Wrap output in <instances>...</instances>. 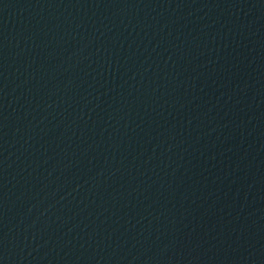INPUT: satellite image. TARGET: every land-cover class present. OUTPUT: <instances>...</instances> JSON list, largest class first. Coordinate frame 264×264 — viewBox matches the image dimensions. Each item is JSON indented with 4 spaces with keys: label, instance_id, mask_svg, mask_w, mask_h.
Instances as JSON below:
<instances>
[{
    "label": "water",
    "instance_id": "1",
    "mask_svg": "<svg viewBox=\"0 0 264 264\" xmlns=\"http://www.w3.org/2000/svg\"><path fill=\"white\" fill-rule=\"evenodd\" d=\"M0 264H264V0H0Z\"/></svg>",
    "mask_w": 264,
    "mask_h": 264
}]
</instances>
